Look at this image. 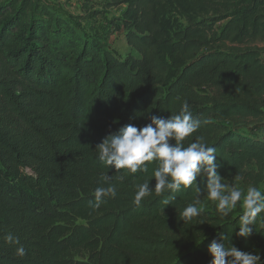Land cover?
I'll return each instance as SVG.
<instances>
[{"label":"trees","instance_id":"1","mask_svg":"<svg viewBox=\"0 0 264 264\" xmlns=\"http://www.w3.org/2000/svg\"><path fill=\"white\" fill-rule=\"evenodd\" d=\"M121 5L137 56L120 57L85 36L44 0H0V264H210L213 240L264 264V213L248 237L236 235L243 212L201 213L184 223L179 212L194 203V188L156 196L155 161L121 179L126 170L103 164L96 147L123 126L141 128L187 104L202 123L184 146L203 137L216 149L222 181L260 184L264 137L238 127L249 120L264 126V60L247 46L264 41V0L106 3ZM145 180L153 191L137 206L136 185ZM197 183L201 205L207 176ZM109 185L116 196L93 209L95 190ZM8 234L20 244L6 242ZM20 245L24 257L16 255Z\"/></svg>","mask_w":264,"mask_h":264},{"label":"clouds","instance_id":"2","mask_svg":"<svg viewBox=\"0 0 264 264\" xmlns=\"http://www.w3.org/2000/svg\"><path fill=\"white\" fill-rule=\"evenodd\" d=\"M201 123L193 118L188 105L184 104L179 114H171L167 118L153 115L151 123L146 126L138 128L126 125L118 133L110 134L96 146L98 159L109 167L114 166L117 172L126 170L121 174V179L124 175L136 174L138 171L147 172L148 163L155 161L157 167L152 175L156 180V196H162L165 192L176 193L182 187L194 188L197 194L194 203L179 212V218L184 223L200 216L203 211L196 206L200 204L199 196L202 191L197 178L206 175L207 197L215 203L216 211L221 217L229 216L238 202L241 203L243 214L239 217V231L236 235L248 237L252 234L250 225L264 213V191L252 185L248 186L246 194L237 187L226 191V185L222 183V176L217 170L215 147H209L200 136L187 147L184 146L185 139L197 132ZM203 123L207 124L209 121L205 120ZM101 178L107 183L111 177L104 175ZM136 188L133 203L140 206L142 200L152 194L153 188H150L148 180L137 184ZM108 196H116L114 185L98 187L94 192L95 201H90L89 204L97 209ZM173 199L174 196L164 199L162 203L166 207ZM226 238L223 237L224 240ZM5 240L10 244H20L19 238L12 234L6 235ZM209 252L212 256L210 264H261L258 254L241 251L233 245L225 246V243L215 240L209 245ZM16 255H26L22 245L17 247Z\"/></svg>","mask_w":264,"mask_h":264},{"label":"rangeland","instance_id":"3","mask_svg":"<svg viewBox=\"0 0 264 264\" xmlns=\"http://www.w3.org/2000/svg\"><path fill=\"white\" fill-rule=\"evenodd\" d=\"M48 2L52 9L63 16H67L72 23H74L85 36L97 37L109 48H111L120 57H125L129 54L138 55L134 49L129 47L126 41L125 32L122 29L120 17L123 14L125 5L118 7H106V3L109 0H44ZM175 19L181 26L188 24V19L181 14H174ZM199 19V18H198ZM226 20L220 21L216 24V30L219 34L223 29ZM245 45H242L244 47ZM247 46L256 47L261 50V56L264 60V41L248 42ZM264 110V108H263ZM232 125V123H230ZM239 126L240 132L252 135L254 137H264L263 122L256 120H249ZM249 170L256 171L257 167L252 165ZM222 183L226 185V191L232 187L240 188L246 194L249 185H252L249 181L238 178L231 180H223ZM254 186V185H252ZM256 187L264 191V180ZM27 189V188H26ZM28 192H31L27 189ZM202 208V213L209 216L218 214L216 211V205L208 198L198 206ZM239 212H243L241 203L238 202L236 208L229 215H236ZM80 258V257H77Z\"/></svg>","mask_w":264,"mask_h":264}]
</instances>
